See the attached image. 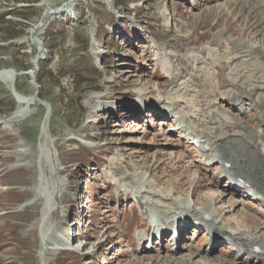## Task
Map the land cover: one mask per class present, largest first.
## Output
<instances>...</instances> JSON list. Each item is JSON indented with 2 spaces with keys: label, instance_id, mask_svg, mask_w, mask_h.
<instances>
[{
  "label": "rangeland",
  "instance_id": "obj_1",
  "mask_svg": "<svg viewBox=\"0 0 264 264\" xmlns=\"http://www.w3.org/2000/svg\"><path fill=\"white\" fill-rule=\"evenodd\" d=\"M193 1L197 8L182 7L183 0H0V12L11 21L0 24V74L10 72L6 69L13 63L32 67L37 63L35 74L42 83L29 70L18 71L14 81L0 76V264H100L93 256L98 251L110 253L108 264L242 260L217 243L221 237L208 239L207 232H198L193 224L184 226L182 219L178 241L188 228L182 245L173 249L174 244L164 240L146 253L137 252L131 239L143 228L136 225L141 213L129 189L142 191L147 186L173 192L180 203L191 205L187 200L192 197L198 208L211 206L216 211L225 204L221 216L231 226L257 228L264 238V211L259 213V206L240 190L226 189L219 167L209 165L208 155L188 136L182 137L185 132H177L179 111L173 103L167 108L169 97L177 93L178 108L191 105L187 107L191 113L201 109L209 114L219 103L225 114L235 115L254 131L260 129L252 105L231 108L224 100L234 91L255 98L252 87L263 82L248 74L240 83L234 70L244 57L233 56L247 42L264 51V22L256 15L264 14V6L259 0ZM10 32L18 34L9 36ZM96 49L103 55L94 59ZM186 53H192L187 55L188 66L199 65L188 73L189 68H182L186 58L176 60V66L171 61ZM229 60L234 64L225 68ZM181 68L188 74L184 79L178 75L183 86L170 78ZM34 94L38 101L30 104ZM138 100L143 106L157 104L154 110L167 112L169 119L147 108L129 113L128 106L138 110L134 106ZM47 110L53 154L38 147ZM17 111L21 116L9 121ZM46 175H53L60 189L54 199L50 187L37 184ZM136 180L133 187L130 181ZM217 192L227 193L223 203L213 202ZM77 197L80 205L87 202L92 208L89 225L82 231L75 220V214L83 216L77 212ZM150 197L157 200L155 193ZM154 206L148 210L158 215ZM159 212L166 214L164 208ZM75 225L89 241L87 247L77 248V241L71 246L77 253L60 250L59 231L72 232ZM117 232L121 241L111 236Z\"/></svg>",
  "mask_w": 264,
  "mask_h": 264
},
{
  "label": "bare ground",
  "instance_id": "obj_2",
  "mask_svg": "<svg viewBox=\"0 0 264 264\" xmlns=\"http://www.w3.org/2000/svg\"><path fill=\"white\" fill-rule=\"evenodd\" d=\"M259 2L260 5L264 6V0H259ZM39 30L40 27L38 24L35 27L34 31L38 32ZM247 45L248 47L250 46L249 42H247L244 46H240L237 48L239 54H236L235 56H233V58L243 56L244 59L242 58L243 60L234 71L237 73L236 78L238 79V81H240L242 78L245 81L247 79L246 77H248V74H251L250 78L254 79L256 82H260V80H263L262 83L260 82V84L258 83L257 85L254 84V86L252 87L253 89L255 88L254 91L257 92V95L255 94L257 97L255 96L254 98L253 96H245L238 91H234V93L229 94L224 101L231 108L238 107V104L243 105L245 103H248L252 105L253 110H255L256 112V123L260 129L254 131L253 129L248 128L247 125L242 124V122L238 121L235 115H230V113L227 112L225 114L223 110L221 111L218 109L217 104L219 103H215L216 106H212L213 108L211 107V110H209V114H204L200 111L201 109L192 112V114L191 111H188L187 108L189 106L192 107L191 105H187L186 107L180 109L178 108L179 105L177 103L179 99V94L177 93H173V95L169 97L171 99V102L167 108L171 107V103H176L177 106H173L172 104V107H175L176 111H179L180 113L177 117V120L183 117L184 113H189L191 116H193V122H191L192 120H188L187 122L186 118L180 119L178 121L179 128H184L191 135H188L190 138V142L201 143V146L205 148V151H203L202 153H206L208 155L210 159L209 161H211L209 162V164H216L220 169V178H227L224 184L226 186V189H235L240 185L241 191L243 192L242 196H255L258 197V200L264 203V129L262 128V125L264 124V51L263 47L260 45H257L254 48H247ZM240 53L242 54L240 55ZM256 57L261 60H252L256 59ZM232 64H234V60L227 61V66L225 65V68L230 67ZM3 73L4 75L0 74V76L5 81L15 80L11 72ZM178 75L179 73H176L172 74L171 76V80L173 83H175V85L179 80ZM236 78L233 77L235 81ZM241 81L240 83L244 82ZM242 97L245 100L250 99V101L246 102ZM36 101L38 100L32 97L29 100V103L32 104ZM19 115L21 116V112L17 111L15 114L10 115L8 117V120L12 121ZM48 117L49 115L45 118V123L42 126V130L40 133L41 138L38 147L46 152L53 154L47 134ZM1 121L2 120L0 119V122ZM115 165L116 166L114 167L119 168L117 163ZM131 178L132 177H130V179ZM37 180V184L41 183L42 188L46 189L50 187V190L48 189L49 193H51L50 195L54 194L53 199L56 198L55 196L56 194H58L60 189L56 188V179L54 180L53 175H51L50 177L46 175L45 178L41 176ZM144 180H142V182ZM130 183L134 184V187L135 184H137V180L130 181ZM152 184L153 183L150 182L149 186H152ZM141 188L142 191L140 190V188L134 190L130 188L129 190L132 191L133 196L139 202L143 211L149 206L150 201L152 203L150 204V206L155 205L156 207H160V211H162L164 208L166 214L161 215L160 220H171L173 224L178 225V232L182 228V225L179 226V222L182 219V222H184V226H186L188 223H195V226H200L202 230H205L207 232L210 238L211 236L221 237L216 238V241L221 239H226L229 242L232 241L233 247L236 249V252H238V254H235L236 257L242 258V260L236 262L235 264H264L263 236L258 233L257 228H246L237 225L231 226L229 220H225L223 216H221V214L223 215V213H221L223 211L221 210L224 209L223 207L225 204H222L221 207L219 206L216 211H213L211 206L198 208L194 204H186L185 201L184 203H180L176 198H174L173 192L171 191L168 192L162 189L153 191L155 189L150 190L152 187H149V189L148 186L147 189H145L144 187ZM249 191L251 192V195L247 193ZM147 193H149L150 195L148 196ZM153 193H155V195L157 196V200H154L153 198L151 199L150 196ZM226 194L227 193L225 192L215 193V195L212 196L213 202L217 201V203H223L224 196ZM187 201L189 202L190 200ZM192 201L196 202L195 199H193ZM169 208L173 209L171 211H167L169 210ZM260 210L264 211V206H260ZM219 220H221V222H219ZM164 234L167 235L166 233ZM226 246H229V244L227 243ZM256 246H259V251L254 250V247Z\"/></svg>",
  "mask_w": 264,
  "mask_h": 264
},
{
  "label": "trees",
  "instance_id": "obj_3",
  "mask_svg": "<svg viewBox=\"0 0 264 264\" xmlns=\"http://www.w3.org/2000/svg\"><path fill=\"white\" fill-rule=\"evenodd\" d=\"M25 1H27V2H34V1H36V0H25ZM22 8L23 9H26V7L25 6H22ZM26 16V15H25ZM9 22H11L10 20H8V19H6L3 15H1L0 14V24H8ZM22 32V31H21ZM10 34L11 35H9V36H16L18 33H11L10 32ZM21 35V34H20ZM19 36V35H18ZM13 67H15L16 69H27L28 68V66H25V67H23V68H19L18 66H17V64H13L12 65ZM37 80H38V82H40L41 81V78L40 77H38L37 78Z\"/></svg>",
  "mask_w": 264,
  "mask_h": 264
}]
</instances>
